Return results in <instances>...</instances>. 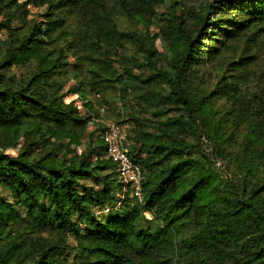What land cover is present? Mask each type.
I'll list each match as a JSON object with an SVG mask.
<instances>
[{
	"label": "trees",
	"instance_id": "16d2710c",
	"mask_svg": "<svg viewBox=\"0 0 264 264\" xmlns=\"http://www.w3.org/2000/svg\"><path fill=\"white\" fill-rule=\"evenodd\" d=\"M212 1L176 14V0H119L122 13L139 22L158 16L159 6L165 12L159 34L143 44L144 62L121 55L117 68L113 49L121 46V33L98 0H0L2 7L23 10L25 19L28 5L45 7L42 21L17 27L0 21L7 33L0 54V136L4 146L23 140L15 156L0 150V190L14 200L0 193V264H64L56 257L68 234L82 264H176L180 255L184 264H264V117L256 124L262 134L243 146L248 160L241 158L237 167L242 178L221 181L201 149L199 127L217 123L209 139L222 158L234 142L224 134L229 122L211 101L227 90L241 94L230 83L205 90L190 79L212 57L235 53L230 45L257 43L264 35V0ZM65 7L94 15L76 41L66 39L63 19L50 11ZM157 36L166 45L164 64L153 54ZM67 57L75 67L88 66L89 79L72 89L83 107L90 108V92L115 87L122 100L133 95L139 107L164 118L119 122L130 126L125 146L141 171V201L125 197L115 207L122 187L105 153V126L98 144L89 138L84 150H70L81 145L90 116L58 94ZM142 65L146 74H135ZM12 67H27L26 76L14 79ZM105 207L111 208L106 217L97 214ZM46 232L54 239L44 238Z\"/></svg>",
	"mask_w": 264,
	"mask_h": 264
},
{
	"label": "rangeland",
	"instance_id": "374dc122",
	"mask_svg": "<svg viewBox=\"0 0 264 264\" xmlns=\"http://www.w3.org/2000/svg\"><path fill=\"white\" fill-rule=\"evenodd\" d=\"M23 0H18L22 2ZM102 4V8L105 10L106 18L115 22L117 30L121 33L120 42L121 46H115L113 49L115 65L118 68L120 56H127L133 58L139 64L144 62L143 54L141 52L143 44L148 45L147 40L152 38L153 35L159 34V27L164 25V19L161 15L165 12L164 6H159L156 11L158 16L153 17L148 23L136 21L122 13L119 8V0H98ZM212 0H176V4H180L176 10L178 14L179 9L189 10L197 8L200 10L201 6ZM214 4L215 2L212 1ZM26 13L24 18V11L16 9V7H2L0 4V21L10 20L12 27H17L20 24L25 26L29 21H42V14L45 12V7H34L28 5L24 8ZM53 16L59 19H63V30L68 33V37L74 38V41L78 39L86 29L90 18H92V9H87L85 13L83 11H71V8H52ZM24 22V23H23ZM190 23V20L186 21ZM7 33L3 30L0 31V54L3 51L4 46L2 42L5 40ZM73 36V37H72ZM58 44L62 45L58 41ZM228 44V43H227ZM210 46V44H208ZM235 49V53L221 54L212 57L206 61L197 72L190 74L193 85L198 89L204 88L205 90L211 89L216 84H232L241 95H236L227 90V95L213 99V109L218 114H223V120L229 122V128L224 130L225 136L232 134V140L234 142L233 147L226 145L223 149V153L220 154L222 158L213 154V144L209 139L210 135H213L217 129V123L200 124L201 137V149L207 154L214 162V167L219 173L221 181L231 179L238 181L242 178V173L237 168L241 162V158L248 160V153H243L244 144L251 146L254 136L261 131H256V124L261 122L264 117V35L259 37L257 43L254 46L244 43V41L236 42L230 45ZM213 49V48H212ZM153 54L159 64H164L167 60L166 45L160 36L153 39L152 44ZM241 60V65L232 63ZM246 57V58H244ZM39 58V57H38ZM35 57L36 59H38ZM68 65L66 67V74L59 75L58 80L61 82V88L58 92L62 96L63 103H69L75 100V104L81 110L82 116H90V120L84 126V138L82 139L80 146H72L70 150L79 153L84 150L85 146L89 143V138L95 144H98L95 139L97 138L99 130L109 123H119L128 119L134 118L139 121H143L146 124V120L160 121L164 118L157 116L155 110H144L139 107L133 100V95L124 97V100L120 98L119 90L115 87L105 88L102 92H90L87 94V99L90 101V108L82 106L81 100L78 95L72 92V89L77 86L79 80H88L90 74L87 73L88 66L82 68L75 67L72 58L67 57ZM143 66L133 68L135 74H146L143 70ZM27 67H12L8 74H12L14 79L23 78L27 74ZM78 76L79 79H75ZM86 90H89L87 87ZM235 98V100H234ZM89 109V111H87ZM128 123V122H127ZM133 124V123H132ZM216 124V125H215ZM234 133H232V126ZM90 136V137H89ZM7 139L0 136V150L10 156H15L18 153L19 146L23 140L18 139L16 146H4L3 143ZM7 142V141H6ZM248 148V147H247ZM264 151V150H263ZM235 152L238 159H234ZM106 158V157H105ZM238 160V161H237ZM260 164L264 166V160H260ZM116 168L112 171L115 172ZM85 185L94 186L92 180L82 181ZM1 195L12 202L14 200L10 198L9 194L5 190H0ZM20 212L22 209L17 206ZM108 213H103V217H106ZM148 217V215H146ZM44 238L49 240L54 239L53 235L46 232L43 233ZM67 246L61 255H57L56 259L64 264H82L84 258L77 247V242L74 238L67 235ZM184 256L180 255L176 264H184Z\"/></svg>",
	"mask_w": 264,
	"mask_h": 264
},
{
	"label": "built area",
	"instance_id": "2783aa9c",
	"mask_svg": "<svg viewBox=\"0 0 264 264\" xmlns=\"http://www.w3.org/2000/svg\"><path fill=\"white\" fill-rule=\"evenodd\" d=\"M129 127L127 122L109 123L105 125L101 132L106 156L115 164L122 187L119 201L115 207H118L125 197H135L141 201V171L139 165L131 160L128 149L125 146ZM110 210L111 208L105 207L101 211H97V214H106Z\"/></svg>",
	"mask_w": 264,
	"mask_h": 264
}]
</instances>
